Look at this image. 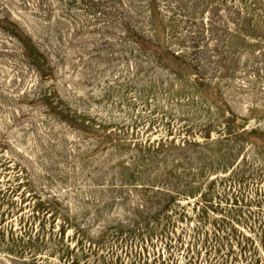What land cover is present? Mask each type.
<instances>
[{
  "label": "rangeland",
  "instance_id": "obj_1",
  "mask_svg": "<svg viewBox=\"0 0 264 264\" xmlns=\"http://www.w3.org/2000/svg\"><path fill=\"white\" fill-rule=\"evenodd\" d=\"M0 264H264V0H0Z\"/></svg>",
  "mask_w": 264,
  "mask_h": 264
}]
</instances>
